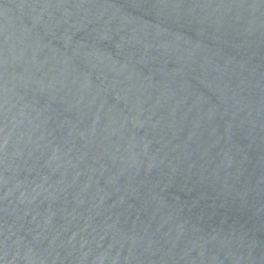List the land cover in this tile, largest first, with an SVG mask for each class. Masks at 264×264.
Returning a JSON list of instances; mask_svg holds the SVG:
<instances>
[{"label":"water","instance_id":"1","mask_svg":"<svg viewBox=\"0 0 264 264\" xmlns=\"http://www.w3.org/2000/svg\"><path fill=\"white\" fill-rule=\"evenodd\" d=\"M0 264H264V0H0Z\"/></svg>","mask_w":264,"mask_h":264}]
</instances>
